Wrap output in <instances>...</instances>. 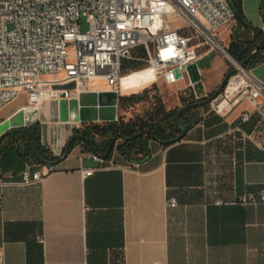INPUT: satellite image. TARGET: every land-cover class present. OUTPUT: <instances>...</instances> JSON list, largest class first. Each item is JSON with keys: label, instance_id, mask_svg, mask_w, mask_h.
<instances>
[{"label": "crops", "instance_id": "1", "mask_svg": "<svg viewBox=\"0 0 264 264\" xmlns=\"http://www.w3.org/2000/svg\"><path fill=\"white\" fill-rule=\"evenodd\" d=\"M263 1L240 4L244 17L264 31ZM222 29L225 38L227 28ZM238 32L242 39L252 37L243 28ZM233 33L224 46L229 48ZM204 53L201 50L200 59ZM200 59L202 81L196 88L202 82L211 95ZM251 72L264 84V61ZM160 83L146 64L124 73L120 95L138 94ZM109 90L102 79L89 88ZM26 104L22 94L0 116V123ZM181 106L178 99L172 109ZM71 108L66 102L38 111L42 144L55 156L60 157L80 126L68 116ZM246 110L253 112L249 123L241 121ZM195 116L198 122L181 141L165 145L151 140L150 156L138 164L115 147L107 169L85 176L84 170L97 163L88 157L93 151L80 144L42 181L22 182L27 166L17 173L0 171V264H264V205L231 203L264 191L261 116L248 102L226 115L209 106ZM237 127L243 131L233 132ZM169 198L177 199L176 207L168 206ZM218 200L226 204L218 205Z\"/></svg>", "mask_w": 264, "mask_h": 264}, {"label": "built area", "instance_id": "2", "mask_svg": "<svg viewBox=\"0 0 264 264\" xmlns=\"http://www.w3.org/2000/svg\"><path fill=\"white\" fill-rule=\"evenodd\" d=\"M169 17L180 22L171 28ZM83 18L89 23L86 32ZM236 19L237 8L230 0H0V111L22 94L27 96L22 110L63 106L89 91L97 79L120 94L123 62L140 47L158 78L169 85L184 82L196 100L209 98L206 90L198 95V83H192L187 69L198 63L203 47H222L220 30ZM232 60L235 70L211 109L226 115L248 102L264 123V84L251 69ZM70 84L74 88H64ZM252 118L253 112L241 114L243 123ZM237 131L243 129H233ZM102 154L89 153L97 165L84 170L85 176L108 168ZM56 170L52 164L27 165L22 182L42 181ZM231 203L264 205V191ZM177 204L176 198H169V207Z\"/></svg>", "mask_w": 264, "mask_h": 264}, {"label": "trees", "instance_id": "3", "mask_svg": "<svg viewBox=\"0 0 264 264\" xmlns=\"http://www.w3.org/2000/svg\"><path fill=\"white\" fill-rule=\"evenodd\" d=\"M234 1L235 7L238 8L241 0ZM260 14L264 20V1L260 7ZM237 21L240 28H243L251 34V31L241 23L238 13ZM256 30L257 39L260 44V51L256 56L250 59L249 63L245 67L246 69H251L264 61V31L261 29ZM255 48V43L252 37L242 39L235 32L233 33L228 52L237 62L243 64L248 60ZM145 58L144 49L141 47L138 48L131 58L124 60L123 74L128 70H136L143 65H146L147 62L145 61ZM153 91H158V86L156 84H154L151 88L145 89L142 93L121 96L119 100V109L129 108L145 101L146 99H149L150 94ZM213 94L214 93L210 96ZM153 97L155 98V102H153L151 108L144 115H137L128 121L124 120L122 116H119V119L114 122L87 123L83 124L81 128L75 129L74 134L69 140L71 150L77 145L82 144L86 151H91L90 145L85 143L80 138H75L77 134L85 136L92 141L95 144L98 153H105L111 142L115 138L119 137V139H123V143L118 147L119 153L133 164L141 163L150 156L149 142L153 140V138L149 134H144L131 140L128 138L134 137L139 132L144 130H150L157 138V141L169 142L167 145L181 141L184 137L180 138L181 132L176 125V116L178 112L184 106L202 103L207 99L203 98L196 100L194 98L189 99L181 96L180 101L182 106L179 108L168 109L158 94H155ZM209 106L210 104H202L200 107H190L180 117V124L182 126L188 125L189 127H192L198 122V119L195 116L196 111L199 108L208 109ZM22 129L25 130L22 132L21 136H17L18 141H35L39 155L47 163H43L38 160L34 147L28 148L23 155H20V151L16 150L15 143L12 139H10L0 148V171L4 172L10 170L13 171V173L22 172L27 164H50V162L57 161L61 158L63 154L60 157L55 156L51 153V151L43 146L40 138L41 128L39 122H36L31 126L23 127ZM97 137L105 139L102 144L96 142L95 139ZM65 148L63 152L65 151ZM113 151L114 150H112L109 157L106 159L107 161L111 159Z\"/></svg>", "mask_w": 264, "mask_h": 264}, {"label": "water", "instance_id": "4", "mask_svg": "<svg viewBox=\"0 0 264 264\" xmlns=\"http://www.w3.org/2000/svg\"><path fill=\"white\" fill-rule=\"evenodd\" d=\"M237 13H238V16H239L241 23L246 28L251 30L252 39H253V41L255 43V47H256L255 50L251 53L248 60L245 63L241 64L243 67H245L249 63L250 59L259 53L260 44H259L258 39H257V30L252 25V23H250L244 17L241 4H239V6L237 8ZM226 51L229 54V56H231L230 53L228 52V50H226ZM187 70L189 72L192 83H198L201 80V74H200V71H199L197 64L189 66ZM232 73L228 74L226 76V78L223 80L221 88L217 92H215L212 96L207 98L205 101H203L202 103L190 104V105L184 106L180 109V111L178 112V114L176 116V125L178 126V128L181 132L180 138L185 137L187 132L190 129V127L188 125L182 126L180 124V117L182 116V114L187 109H189L190 107H200L202 104H205V105L210 104L213 100H215L221 94L223 89L225 88V86L228 82V79L232 75ZM176 74H177V76H179L180 72L176 71ZM64 88H74V84L64 86ZM120 97H121L120 94H118L117 92L111 91V90L100 91V92H93V91L82 92L78 98V113H76V109H77L76 108L75 112H74L75 114H74V116L71 117V120L73 123L80 122L81 124L108 123V122L117 121L118 120V110H119ZM51 105L53 108H55V106H57L56 103H52ZM38 115H39L38 110H36V109L20 110V111L16 112L15 114H13L10 118L5 120L4 122L0 123V146L2 144L4 137L7 135H10L12 137V140L15 143L17 149H21L20 154L22 155L23 149L30 143L27 142V143L21 144L15 135V130L17 128H23V127L31 126L32 124L38 122L39 121ZM63 117L65 119V116H63ZM144 134H149L153 138V140H157V138L154 136V134L150 130H144L142 132H139L134 137H130L128 139L131 140L133 138H137V137L142 136ZM75 138L82 139L85 143L90 145L91 150L94 153H98L95 144L92 141H90L88 138H86L85 136L77 134L75 136ZM118 139H119V137L115 138L111 142L107 151L102 154L104 159H107L109 157L110 153L112 152V150L115 149V144H116ZM69 140L67 142L65 151L62 152L63 155L61 156V158L57 161L50 162V164L58 165L61 161L65 160L70 155L71 147L69 145ZM161 143H163L165 145L169 144V142H161ZM32 144L35 146V152L37 154L38 160L40 162L47 163L39 155L36 143L32 142Z\"/></svg>", "mask_w": 264, "mask_h": 264}, {"label": "rangeland", "instance_id": "5", "mask_svg": "<svg viewBox=\"0 0 264 264\" xmlns=\"http://www.w3.org/2000/svg\"><path fill=\"white\" fill-rule=\"evenodd\" d=\"M232 4H234V0H230ZM168 21L171 22V28L176 26L178 24V20L174 19L173 17H169ZM82 25H83V32H86L89 28V23L87 22L86 18L82 19ZM227 28L226 33H225V38H223L222 32H225L224 29L220 31L217 39L221 43L222 47H225L228 49V47L224 46L226 44L227 38L229 37L230 31H233L234 33L238 32V28H240L238 21L236 20L230 27H225ZM208 47H203L201 50L202 52H205L200 59L199 65L203 67L206 71L205 74L203 75V82L205 87L209 90V92L215 93L217 92L222 85L223 80L226 78V76L230 73H232L235 70V66L233 65L234 62L231 57L227 56L221 49L220 47H215L214 49L211 50V52H206L208 51ZM246 67V66H245ZM233 70V71H232ZM161 83L158 86V91H153L150 94V98L146 99L145 101L129 107V108H121L119 109L118 116H122L124 120L128 121L131 118H134L137 115H144L152 106L153 102H155V98L153 97L155 94H158L167 106L168 109H172L175 106V103H178V99L181 98V96H184L186 98H194V95L192 94L191 89L184 88V82H181L179 85H169L165 83L163 79H160ZM202 81V80H201ZM201 87L198 89L196 88L198 95L203 93L205 88L203 86V83L201 82ZM121 93H123V89H121ZM142 93V92H141ZM66 103V102H65ZM71 104V110L70 112H67L69 117L74 116L75 109L78 106V102L76 101H71L67 102ZM14 104L12 102L11 104L7 105L5 108H3L0 111V116L4 114V112L11 107ZM47 106L49 104H46ZM43 105V106H46ZM83 124L78 128H81ZM41 128V125H40ZM43 134H42V129H41V142L43 140ZM97 143L102 144V142L105 140L103 138H96L95 139ZM123 143V139H118L115 147H119ZM66 147V146H65ZM49 150V149H48ZM50 151V150H49ZM52 153V152H51ZM62 155V154H61ZM60 155V156H61ZM28 166L31 164H27ZM26 165V166H27ZM10 171V170H9Z\"/></svg>", "mask_w": 264, "mask_h": 264}, {"label": "flooded vegetation", "instance_id": "6", "mask_svg": "<svg viewBox=\"0 0 264 264\" xmlns=\"http://www.w3.org/2000/svg\"><path fill=\"white\" fill-rule=\"evenodd\" d=\"M25 129H19V128H17L16 130H15V135H16V137L19 135V136H21V134H22V132L24 131ZM10 139H12V137L10 136V135H7V136H5L4 137V139H3V141H2V144H1V146H0V148L3 146V144H5L6 142H8ZM21 144H24V143H27V142H29L30 144H28L24 149H23V154H24V152H26L27 151V149L28 148H31V147H34L35 148V146L32 144V142H35V141H33V140H26V141H24V142H21V141H19ZM16 150L17 151H20V153H21V149H17V147H16ZM106 152V151H105ZM22 154V155H23ZM21 155V154H20Z\"/></svg>", "mask_w": 264, "mask_h": 264}, {"label": "bare ground", "instance_id": "7", "mask_svg": "<svg viewBox=\"0 0 264 264\" xmlns=\"http://www.w3.org/2000/svg\"><path fill=\"white\" fill-rule=\"evenodd\" d=\"M220 49L226 54V52L224 51V48H222V47H220ZM227 55V54H226ZM134 75V74H133ZM138 76V75H137ZM128 77H130V76H128ZM139 78V77H138ZM140 80H141V78H139ZM138 80V79H137ZM125 83V82H124ZM130 83V82H129ZM133 83V82H132ZM134 85V84H133ZM131 86V85H130ZM135 86H137V85H135ZM129 87V86H128ZM128 87H126V88H128ZM132 88L134 87V86H131Z\"/></svg>", "mask_w": 264, "mask_h": 264}]
</instances>
